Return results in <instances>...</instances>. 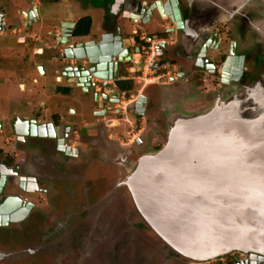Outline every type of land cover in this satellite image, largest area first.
I'll return each instance as SVG.
<instances>
[{
	"label": "flooded vegetation",
	"instance_id": "obj_1",
	"mask_svg": "<svg viewBox=\"0 0 264 264\" xmlns=\"http://www.w3.org/2000/svg\"><path fill=\"white\" fill-rule=\"evenodd\" d=\"M169 1L178 21L165 20L160 31L135 27L132 61L121 63L117 79H107L112 82L106 86L93 79L97 87H78L63 75V62L53 78L43 70L45 82L27 76L29 86L0 73V88L18 87L28 97L21 109L0 111V264H264V255L253 252L205 261L182 256L141 217L123 184L128 166L168 141L162 88L191 85L194 110L219 93L251 85L264 71V50L250 32L245 36L221 20L186 38L199 2ZM60 2L65 0H20L19 28L8 25V8L1 7L0 51L8 49L14 57L18 49L45 44L37 35L46 27L42 8ZM121 4L110 0L91 8L100 18L99 30L92 21L87 40H100L103 30L116 32L115 19L124 21ZM85 17L91 18L70 20L74 28ZM50 39L47 33L53 51ZM161 43L165 48L159 50ZM32 52L24 60L45 54L41 47ZM2 62L0 69L15 67ZM109 87L117 89L115 97L104 94ZM141 96L147 99L145 111L131 108Z\"/></svg>",
	"mask_w": 264,
	"mask_h": 264
},
{
	"label": "water",
	"instance_id": "obj_2",
	"mask_svg": "<svg viewBox=\"0 0 264 264\" xmlns=\"http://www.w3.org/2000/svg\"><path fill=\"white\" fill-rule=\"evenodd\" d=\"M121 1L124 21L117 17L116 32L103 30L100 40H87L90 33L76 36L69 20L50 31L57 60L66 65L63 75L78 87H97L93 79H117L120 64L132 61L135 27L160 31L165 20L178 21L169 0ZM198 2L186 38L222 20L245 36L250 32L264 50V0ZM4 25L0 15V30ZM116 93L111 87L104 91L108 97ZM195 97L191 85L162 88L168 141L128 166L123 184L141 217L182 256L205 261L233 251L264 255V71L251 85L219 93L193 110ZM146 102L141 96L131 108L145 111Z\"/></svg>",
	"mask_w": 264,
	"mask_h": 264
},
{
	"label": "rangeland",
	"instance_id": "obj_3",
	"mask_svg": "<svg viewBox=\"0 0 264 264\" xmlns=\"http://www.w3.org/2000/svg\"><path fill=\"white\" fill-rule=\"evenodd\" d=\"M20 0H0V8H8V14L6 17V21L9 26H13L15 28H19L22 23L18 21V2ZM110 0H68L67 2H60L59 4H50L46 7L42 8V14H43V24H45L46 27L39 32L37 35L40 36L41 39L45 41V44H37V45H31L27 53L26 51H22L21 49H18L17 55L15 54L14 57H12V54L8 49H4L3 51H0V58L3 59V64L11 65L14 64L15 67H9V68H1L0 73H2L3 76H14L17 79L16 83H20L24 81L26 85H28L27 82V76L29 75L34 76L36 78H40L41 82H45L47 78H53L55 75V70L57 68H60V61H56L55 57H59L60 55L55 50L50 51L48 47L50 46V43L47 42V33L51 31L54 28H58L60 26V23L66 19H78L84 14H90L94 20V31L99 30V21L100 18L97 15L92 14L91 8L93 9L94 6L103 5L106 6L107 3ZM93 6V7H92ZM89 8V9H87ZM82 14V15H80ZM108 24V23H107ZM106 24V25H107ZM110 27V24L108 25ZM38 29V28H36ZM103 29V28H102ZM101 30V28H100ZM1 41V39H0ZM5 41L9 44L10 42L14 43V40H10L9 38L5 39ZM10 41V42H9ZM13 45V44H11ZM35 47H41L44 49L45 54H41L40 52L38 55H34V58L29 61H26L27 57H24L25 54H32L33 48ZM40 67L43 68L44 71H46L47 78H42V72L40 70ZM40 75V76H39ZM29 86V85H28ZM35 87V86H34ZM33 87V88H34ZM16 91H8L9 89L7 87L0 88V111L3 113H8L12 110V108L21 109L23 106V102L25 99H28L27 95L21 94L18 90V87L15 88ZM18 91V92H17ZM12 92V93H10Z\"/></svg>",
	"mask_w": 264,
	"mask_h": 264
},
{
	"label": "trees",
	"instance_id": "obj_4",
	"mask_svg": "<svg viewBox=\"0 0 264 264\" xmlns=\"http://www.w3.org/2000/svg\"><path fill=\"white\" fill-rule=\"evenodd\" d=\"M92 27V20L89 17H85L78 21L74 33L76 36H85L90 33Z\"/></svg>",
	"mask_w": 264,
	"mask_h": 264
},
{
	"label": "built area",
	"instance_id": "obj_5",
	"mask_svg": "<svg viewBox=\"0 0 264 264\" xmlns=\"http://www.w3.org/2000/svg\"><path fill=\"white\" fill-rule=\"evenodd\" d=\"M135 33V31H134ZM170 73H168L167 75H169ZM111 80H99V85L100 86H106L108 83H111Z\"/></svg>",
	"mask_w": 264,
	"mask_h": 264
},
{
	"label": "crops",
	"instance_id": "obj_6",
	"mask_svg": "<svg viewBox=\"0 0 264 264\" xmlns=\"http://www.w3.org/2000/svg\"><path fill=\"white\" fill-rule=\"evenodd\" d=\"M65 2H67V0H65ZM80 15H82V14H80ZM84 15H89L91 18H92V16L90 15V14H84ZM66 20H72V19H66ZM92 21H93V23H94V20H93V18H92ZM50 33V31L48 32V34Z\"/></svg>",
	"mask_w": 264,
	"mask_h": 264
}]
</instances>
